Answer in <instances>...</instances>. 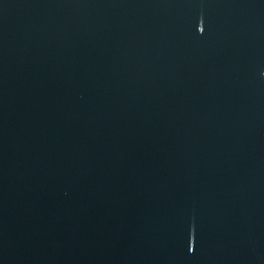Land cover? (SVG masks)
I'll return each mask as SVG.
<instances>
[{
	"label": "water",
	"instance_id": "1",
	"mask_svg": "<svg viewBox=\"0 0 264 264\" xmlns=\"http://www.w3.org/2000/svg\"><path fill=\"white\" fill-rule=\"evenodd\" d=\"M0 264H264V0H0Z\"/></svg>",
	"mask_w": 264,
	"mask_h": 264
}]
</instances>
